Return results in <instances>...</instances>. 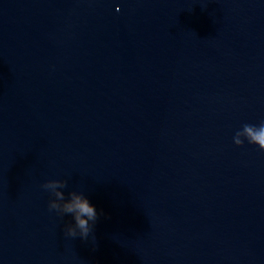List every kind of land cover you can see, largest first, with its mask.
<instances>
[{
	"label": "water",
	"instance_id": "obj_1",
	"mask_svg": "<svg viewBox=\"0 0 264 264\" xmlns=\"http://www.w3.org/2000/svg\"><path fill=\"white\" fill-rule=\"evenodd\" d=\"M261 122L264 0H0V264H264Z\"/></svg>",
	"mask_w": 264,
	"mask_h": 264
},
{
	"label": "clouds",
	"instance_id": "obj_2",
	"mask_svg": "<svg viewBox=\"0 0 264 264\" xmlns=\"http://www.w3.org/2000/svg\"><path fill=\"white\" fill-rule=\"evenodd\" d=\"M245 139L251 144L258 145L259 149L264 151V122H261L259 126L244 124L242 131L236 133L234 143L243 146ZM67 186L68 182L63 180H49L42 185L55 197L49 203V210H55L61 215L71 214L75 223L65 226V235L72 238L80 236L87 240L98 219L97 210L82 192L72 191L66 199L61 189Z\"/></svg>",
	"mask_w": 264,
	"mask_h": 264
}]
</instances>
